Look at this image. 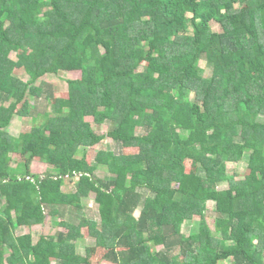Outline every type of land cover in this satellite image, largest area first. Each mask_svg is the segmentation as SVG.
I'll return each instance as SVG.
<instances>
[{"label": "trees", "instance_id": "obj_1", "mask_svg": "<svg viewBox=\"0 0 264 264\" xmlns=\"http://www.w3.org/2000/svg\"><path fill=\"white\" fill-rule=\"evenodd\" d=\"M58 70L80 71L66 97L41 80ZM105 138L138 151L88 161ZM34 158L50 170L32 173ZM242 159L236 179L227 163ZM0 197V264H87L83 226L114 264H264V0H0Z\"/></svg>", "mask_w": 264, "mask_h": 264}, {"label": "rangeland", "instance_id": "obj_2", "mask_svg": "<svg viewBox=\"0 0 264 264\" xmlns=\"http://www.w3.org/2000/svg\"><path fill=\"white\" fill-rule=\"evenodd\" d=\"M243 8V7H241ZM211 27L214 31H220L221 28L220 26L212 22ZM12 57L15 58V53L13 52ZM147 63L143 61L142 66H145ZM199 66L202 69L203 76L207 77L211 73V69L207 67V64H205V60H200L198 62ZM15 74L18 75L19 77L25 79L26 77L24 76L23 70H15ZM80 77V71L79 70H58L55 73H48L47 75H44L41 80L47 81L49 84L52 85L53 89V97H66L67 96V80L68 79H74V78H79ZM40 82L37 81L35 82L36 85ZM191 96V94H190ZM27 98V107L32 108L34 105V97L30 93L26 94ZM48 103V109H50V104L52 103L51 100L47 101ZM113 110L110 107H106L104 109V114L105 118L108 116L109 111ZM92 117L88 116L86 117L87 121L92 122ZM31 120L30 117H16L12 121V123L8 127V131L11 134L17 135L21 131L29 130L31 127ZM97 126V131L106 133L108 129L111 127L109 121H103L101 125H96ZM99 149H110L114 151H119L124 154H134L138 151L136 147H120L116 145L110 138H105L101 143H99L97 146L94 148H91L89 150V156H88V161H91V159L94 157L95 153ZM15 162H11V165L14 166ZM51 166L49 164L43 163L36 158L31 160L30 164V170L32 173L36 174H44L46 171H49ZM197 168L196 163H186L184 166V170L187 172H194ZM227 173L228 174H233L236 179L242 178L245 174L248 173L247 169V164L246 160L242 159L238 163H232L228 162L227 163ZM96 174L100 177H103L106 172L104 169H98ZM77 180V177H72V178H66V183L63 187L65 191H72L73 190V184ZM227 184L226 183H221L219 185V188H226ZM91 192L88 195L87 198L83 200V204L85 206L86 214L90 216H94V218H98V209H99V203H100V190H98L97 184L94 183V185L91 188ZM1 197H0V205H1ZM213 209H214V203L212 201H208L206 204V220L209 223L211 227H213ZM135 215H138V211L135 212ZM198 224H199V219L198 217H195L191 222H188L185 224V230L189 229L190 232H196L198 229ZM50 225H33V226H24L21 229L18 230V233H31L33 236L34 240L37 239V237L42 233L45 232V227ZM57 229V228H56ZM58 230H62L61 227L58 228ZM81 235L80 237L76 240L77 244V252L82 254L87 258V264H114L111 261L104 259L103 254L105 252V249L102 247H98L95 244V239L89 235L88 233V227L83 226L81 228ZM152 248L154 250H158L161 248V245H153ZM14 252L16 255L19 254V250L14 247ZM52 264H55V259H51ZM220 264H231V260H226L223 262H220Z\"/></svg>", "mask_w": 264, "mask_h": 264}]
</instances>
